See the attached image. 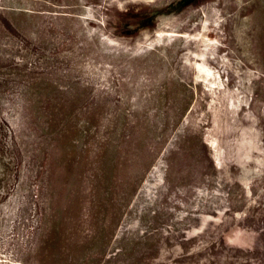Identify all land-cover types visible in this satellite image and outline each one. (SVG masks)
<instances>
[{
	"label": "rangeland",
	"instance_id": "obj_1",
	"mask_svg": "<svg viewBox=\"0 0 264 264\" xmlns=\"http://www.w3.org/2000/svg\"><path fill=\"white\" fill-rule=\"evenodd\" d=\"M0 264H264V0H0Z\"/></svg>",
	"mask_w": 264,
	"mask_h": 264
}]
</instances>
